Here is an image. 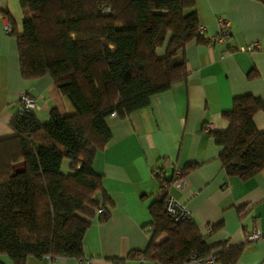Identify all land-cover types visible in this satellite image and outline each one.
Segmentation results:
<instances>
[{"label":"trees","instance_id":"1","mask_svg":"<svg viewBox=\"0 0 264 264\" xmlns=\"http://www.w3.org/2000/svg\"><path fill=\"white\" fill-rule=\"evenodd\" d=\"M19 6L22 28L14 35L22 80L48 76L74 114L53 108L40 123L20 106L11 119L13 137L0 142V256L13 264L29 257L81 260L91 221L109 218L92 170L94 154L110 140L105 120L124 119L186 82L185 47L201 40L194 1L20 0ZM263 109L246 95L222 114L228 129L212 137L227 176L247 180L264 168V133L253 124ZM16 163L21 172L12 170ZM149 213L150 243L127 259L184 264L195 255L235 264L241 253V247H208L190 219L174 223L163 197Z\"/></svg>","mask_w":264,"mask_h":264},{"label":"crops","instance_id":"2","mask_svg":"<svg viewBox=\"0 0 264 264\" xmlns=\"http://www.w3.org/2000/svg\"><path fill=\"white\" fill-rule=\"evenodd\" d=\"M19 1L0 0V142L13 137L9 123L22 95L34 100L40 123L53 108L62 116L74 114L48 76L32 82L20 76L14 35L22 28ZM193 1L201 40L185 47L186 82L124 119L111 115L105 120L110 140L94 154L92 170L101 178L98 201L109 218L91 221L82 241V263L29 257L24 264H154L127 256L150 243L149 208L159 192L156 173L171 177L175 170L182 173V187L171 185L169 193L187 207L205 244L241 247L235 264H264V168L247 180L227 176L219 162L222 148L212 137L227 131L222 114L234 98L249 95L264 107V6L256 0ZM220 22L228 25L229 36L218 42ZM6 24L13 35L3 32ZM253 124L264 133V109L253 116ZM12 170L21 172L23 164H13ZM251 231L261 238L245 242ZM0 264L13 262L0 256Z\"/></svg>","mask_w":264,"mask_h":264},{"label":"built area","instance_id":"3","mask_svg":"<svg viewBox=\"0 0 264 264\" xmlns=\"http://www.w3.org/2000/svg\"><path fill=\"white\" fill-rule=\"evenodd\" d=\"M108 11V9H107ZM221 25V32L218 39V42L226 39L229 36L228 25L225 22H220ZM3 32L8 35L13 34V30L9 24L3 26ZM198 33H200V29L198 28ZM257 47V45H252L251 48ZM20 106L21 109L26 111H34L35 110V103L34 100L27 95H22L20 97ZM156 178L159 182V192L157 198H164V212L168 218H170L174 223H179L185 220L190 219L189 212L187 207L172 197L169 193L170 186L175 185L177 188L182 187L183 183V176L182 173L175 170L171 177H169L165 172L160 171L156 173ZM100 211L97 212L99 214ZM261 238V234L257 231H251L246 234L245 242H255ZM83 260H79L82 263ZM186 263H193V264H215V259L213 257H208L205 259H197L195 255H191Z\"/></svg>","mask_w":264,"mask_h":264},{"label":"rangeland","instance_id":"4","mask_svg":"<svg viewBox=\"0 0 264 264\" xmlns=\"http://www.w3.org/2000/svg\"><path fill=\"white\" fill-rule=\"evenodd\" d=\"M66 163H67V162L65 161V163L63 164V166L66 165Z\"/></svg>","mask_w":264,"mask_h":264}]
</instances>
